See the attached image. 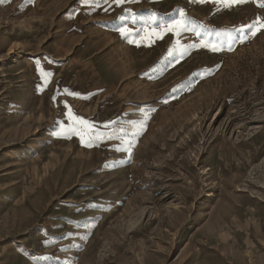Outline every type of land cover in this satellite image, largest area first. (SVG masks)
Here are the masks:
<instances>
[{"label": "rangeland", "instance_id": "1", "mask_svg": "<svg viewBox=\"0 0 264 264\" xmlns=\"http://www.w3.org/2000/svg\"><path fill=\"white\" fill-rule=\"evenodd\" d=\"M257 17L0 0V264H264V30L238 31Z\"/></svg>", "mask_w": 264, "mask_h": 264}, {"label": "snow or ice", "instance_id": "2", "mask_svg": "<svg viewBox=\"0 0 264 264\" xmlns=\"http://www.w3.org/2000/svg\"><path fill=\"white\" fill-rule=\"evenodd\" d=\"M114 2L117 5H123L126 2V0H114ZM215 2L222 4L224 7L231 8L235 5L245 3L247 2V0H215ZM253 2L257 3L259 7L264 8V0H253ZM181 15H183V13H181ZM185 27L186 26L183 23V21H175L171 25H168L163 31L153 30L151 32V35L154 36L156 39H162L164 34L171 31L173 32L174 35L179 36L181 31H183ZM261 30H264V20H261L259 17H257L252 23H249L245 27H242L241 29L238 30L240 33L239 39L241 40V42H243L248 38L249 32L251 36H255ZM121 34L122 35L127 34V30H122ZM231 39L233 38L230 36V40ZM177 47L178 48L181 47L179 40L177 41ZM201 47L208 48L212 52H219L223 50L221 45L219 44L203 43ZM229 49L231 50V43H229ZM43 76H44L45 84L51 82L50 79L51 73H44ZM65 92L67 93V90H65ZM67 94L73 95V93H67ZM69 117L70 119L73 120L74 124L80 125L82 126V128L90 131L91 125H89L86 120L73 116L71 111L69 112ZM70 131H75V129H71ZM79 134H80L81 142L85 143L84 134L82 132ZM88 143H90V140ZM88 143H85V146H88ZM129 151H131L130 148Z\"/></svg>", "mask_w": 264, "mask_h": 264}]
</instances>
